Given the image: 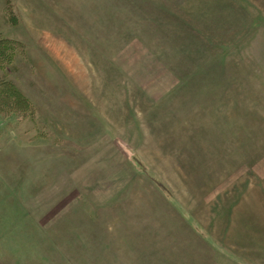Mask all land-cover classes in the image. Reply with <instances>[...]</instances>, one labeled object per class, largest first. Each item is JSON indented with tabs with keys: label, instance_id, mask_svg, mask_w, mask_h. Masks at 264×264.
<instances>
[{
	"label": "rangeland",
	"instance_id": "374dc122",
	"mask_svg": "<svg viewBox=\"0 0 264 264\" xmlns=\"http://www.w3.org/2000/svg\"><path fill=\"white\" fill-rule=\"evenodd\" d=\"M157 1L0 0V264H264V0Z\"/></svg>",
	"mask_w": 264,
	"mask_h": 264
},
{
	"label": "crops",
	"instance_id": "0c3cea01",
	"mask_svg": "<svg viewBox=\"0 0 264 264\" xmlns=\"http://www.w3.org/2000/svg\"><path fill=\"white\" fill-rule=\"evenodd\" d=\"M129 1V0H128ZM130 3V2H129ZM148 4H151V5H155V6H157L158 4H159V1H157V0H148ZM124 6H127V5H124ZM132 9H130V13H129V11L127 10L126 12L128 13V14H130V16L132 15V16H134V19L136 20V21H140V22H144V21H146V20H144V10H145V12H147V10L143 7V5L141 4V5H137V4H135L134 2H132ZM133 7H134V9H138L139 8V10L141 11V12H139V11H136V12H133L132 10H134L133 9ZM131 16V17H132ZM128 21V20H127ZM127 21H126V23L124 24V26H122V31H123V29H124V33H125V29H127L128 30V28H129V26H127ZM156 27H153V29L155 28V29H157V30H161V27L160 26H157V25H155ZM140 29H141V33L143 32V34L141 35V38L144 40V26L143 25H141V27H140ZM153 29H152V31H150V36H152L153 38H158L157 36H158V34H156V33H154L153 32ZM160 38V37H159ZM162 41H163V44H164V42H165V40L163 39V37L162 38H160ZM132 41V40H131ZM161 44H157L156 46H160ZM123 48H125L124 47V45H122V47H120L118 50H116V52H119L121 49H122V51L121 52H123L124 50H123ZM133 53V52H132Z\"/></svg>",
	"mask_w": 264,
	"mask_h": 264
},
{
	"label": "trees",
	"instance_id": "16d2710c",
	"mask_svg": "<svg viewBox=\"0 0 264 264\" xmlns=\"http://www.w3.org/2000/svg\"><path fill=\"white\" fill-rule=\"evenodd\" d=\"M8 9H6V12H7ZM9 11V10H8ZM8 13V12H7ZM14 43H15V40L13 39H10L8 37H1L0 38V47L1 49L2 48H5V47H10V48H13L14 47Z\"/></svg>",
	"mask_w": 264,
	"mask_h": 264
}]
</instances>
